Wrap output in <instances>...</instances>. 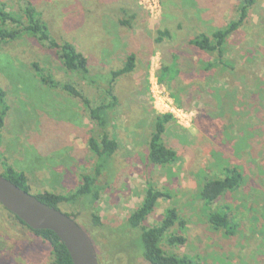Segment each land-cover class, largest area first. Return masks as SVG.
I'll use <instances>...</instances> for the list:
<instances>
[{
    "label": "rangeland",
    "instance_id": "rangeland-1",
    "mask_svg": "<svg viewBox=\"0 0 264 264\" xmlns=\"http://www.w3.org/2000/svg\"><path fill=\"white\" fill-rule=\"evenodd\" d=\"M32 6L50 39L69 42L88 61V73L64 69L58 51L31 36L24 8ZM243 0H0V9L21 22L0 41V88L9 109L0 132V174L5 165L26 175L32 195H69L95 165L106 161L95 185L98 198L78 197L58 205L74 216L92 240L97 264H148L140 230L127 224L147 185L169 194L159 199L143 226L158 225L165 209L179 223L162 238L168 254L193 264H264V0H254L242 25L216 52L192 41L236 21ZM20 28V29H19ZM134 55L133 71L115 79ZM56 85L73 84L92 106L116 98L106 132L118 148L97 159L88 138L102 135L79 98L41 82L32 67ZM211 65L208 68L207 65ZM163 142L176 152L169 165H152L147 149L156 115L169 114ZM102 161V162H103ZM236 169L240 184L205 206L202 183ZM93 188V187H92ZM227 213L231 233L214 228L208 210ZM100 225L92 224V216ZM185 238L169 245L166 238ZM0 264H54L52 248L0 205Z\"/></svg>",
    "mask_w": 264,
    "mask_h": 264
},
{
    "label": "trees",
    "instance_id": "trees-1",
    "mask_svg": "<svg viewBox=\"0 0 264 264\" xmlns=\"http://www.w3.org/2000/svg\"><path fill=\"white\" fill-rule=\"evenodd\" d=\"M253 3L254 0H243L242 7L240 9V15L236 21L229 23L223 29L214 31L209 36L200 34L192 41V43L201 50L216 52L217 61L219 64L222 63L223 65L227 66V63L222 61L224 56L223 52L225 42L227 38L242 25L247 15V9ZM24 15L27 25L23 28V31H26V33L31 36L37 37L38 40L47 43L49 47L57 50L59 59L66 71L76 72L81 75H86L88 73V61L86 57L82 53L78 52L71 43H58L50 39L45 25L40 21V19L37 18V14L30 4H27V6L24 8ZM0 19L2 22L11 21L14 25L21 26V22L18 18L7 12H4L1 9ZM19 33L20 30L18 29L7 30L0 28V41L14 40L18 37ZM207 66L208 68L211 67L210 64ZM32 67L36 71L41 82L53 88H60L68 95L81 100L84 107L88 110L90 119L96 124L97 128L102 131V135L99 139L91 135L87 140V146L97 159H109L118 148L116 139L111 137L106 132L108 125L107 112L116 105V98L111 97V101L106 104L100 103L99 105L92 106L90 101L73 84L64 83L56 85L49 77L42 75V71L38 68L37 64H33ZM134 67V55H129L120 70L111 71V79L108 81V92L112 90L113 82L117 77L132 72ZM5 98V91L0 88V132L3 129L4 119L9 109L5 102ZM171 120L172 115L169 114H159L154 118L153 131L150 135L147 149V161L152 165H169L174 163L177 158L176 152L173 149L167 147L163 142L165 126ZM102 161H99V163L95 165L92 176H83L82 184L73 193L69 195H62L44 192L34 196L42 203L57 209L59 204L65 202H74L78 197L81 196L90 195L92 201H96L100 188L96 186L95 183L98 177L102 174V167L105 166L106 162ZM4 165L5 171L0 175L11 181L20 189L30 193L26 175L22 172L15 171L7 164ZM241 180L242 176L236 169H226L222 179H211L204 181L199 189L198 197L205 206H209L225 192L236 188L240 184ZM161 198L167 199L169 198V194L155 189L151 185H147L141 204L127 218V224L130 228L140 230L142 257L148 264H193L189 258L165 253L160 247L162 238L168 234L169 230L175 224L179 223L181 227L184 225L183 222L179 220L178 214L174 208L168 207L165 209L163 220L158 225L150 227L143 226L148 216L154 212L157 202ZM66 215L75 219L71 214ZM12 217L14 220L19 221V224L26 227L34 235L40 237L43 241L50 245L52 248L54 264H72L70 255L65 246L52 231L32 230L23 222H21L16 216L12 215ZM208 221L214 228L223 229L226 233H231V227L227 213L225 211L221 209L215 211L208 210ZM92 224L95 226L100 225V220L95 215L92 216ZM184 242L185 238L182 236L169 235L166 238V243L169 245H180Z\"/></svg>",
    "mask_w": 264,
    "mask_h": 264
},
{
    "label": "water",
    "instance_id": "water-1",
    "mask_svg": "<svg viewBox=\"0 0 264 264\" xmlns=\"http://www.w3.org/2000/svg\"><path fill=\"white\" fill-rule=\"evenodd\" d=\"M0 205L32 230H50L68 251L72 264H97L93 243L75 219L39 201L0 175Z\"/></svg>",
    "mask_w": 264,
    "mask_h": 264
},
{
    "label": "built area",
    "instance_id": "built-area-1",
    "mask_svg": "<svg viewBox=\"0 0 264 264\" xmlns=\"http://www.w3.org/2000/svg\"><path fill=\"white\" fill-rule=\"evenodd\" d=\"M165 106L169 109L168 105H165ZM165 111H168V113H170L171 115L174 114L173 110H171V109H169V110H165ZM174 115H176V114H174Z\"/></svg>",
    "mask_w": 264,
    "mask_h": 264
},
{
    "label": "crops",
    "instance_id": "crops-1",
    "mask_svg": "<svg viewBox=\"0 0 264 264\" xmlns=\"http://www.w3.org/2000/svg\"><path fill=\"white\" fill-rule=\"evenodd\" d=\"M77 50V49H76ZM79 52V51H78ZM131 55V54H130ZM127 58V57H126ZM126 60V59H125ZM125 63V62H124ZM124 63H123V65H124ZM123 65H122V67H123ZM136 65V64H135ZM128 74V73H127Z\"/></svg>",
    "mask_w": 264,
    "mask_h": 264
},
{
    "label": "flooded vegetation",
    "instance_id": "flooded-vegetation-1",
    "mask_svg": "<svg viewBox=\"0 0 264 264\" xmlns=\"http://www.w3.org/2000/svg\"><path fill=\"white\" fill-rule=\"evenodd\" d=\"M18 224L20 223L19 221H16ZM21 225V224H20Z\"/></svg>",
    "mask_w": 264,
    "mask_h": 264
}]
</instances>
